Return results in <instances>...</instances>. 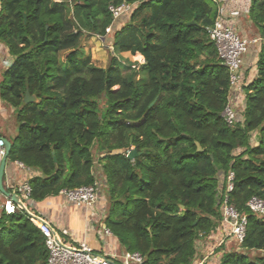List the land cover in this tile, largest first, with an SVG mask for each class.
I'll list each match as a JSON object with an SVG mask.
<instances>
[{"label":"trees","instance_id":"1","mask_svg":"<svg viewBox=\"0 0 264 264\" xmlns=\"http://www.w3.org/2000/svg\"><path fill=\"white\" fill-rule=\"evenodd\" d=\"M244 2L236 33L259 50L245 107L229 126L223 111L235 91L208 39L212 0H0V45L12 58L0 103L16 126L8 162L39 174L29 180L31 201L95 185L98 161L105 224L121 247L141 264H192L196 243L223 228L233 172L226 195L246 234L241 245L231 240L237 249L216 248L214 264H264V217L246 207L264 201V0ZM122 4L131 10L113 19L108 8ZM92 36L111 40L105 68L81 49ZM125 53L144 60L138 71L117 60ZM26 90L38 103H23ZM23 207L0 213V264H47Z\"/></svg>","mask_w":264,"mask_h":264},{"label":"crops","instance_id":"2","mask_svg":"<svg viewBox=\"0 0 264 264\" xmlns=\"http://www.w3.org/2000/svg\"><path fill=\"white\" fill-rule=\"evenodd\" d=\"M222 2L228 12L239 13V16L230 23L234 25L235 31L238 30V32H240L244 22L242 19H239L243 16L241 13L244 12V0H222ZM256 44H251L243 57L239 75L240 79L238 82L240 89H234L235 92L230 99V104L233 105L231 108L233 110H237L238 108L244 109L245 107V97L242 88L243 85L249 83L256 74V62L259 50V46ZM135 57H137V55H135ZM141 61L144 63L143 59ZM11 62L12 58L10 63ZM7 111L9 116H7ZM12 113L13 109L7 110V108L0 103V124L7 129L11 139L15 135V132L12 133V131L8 129V122L11 121L10 114ZM9 141L11 140L9 139ZM96 164L97 162L95 165ZM21 165L20 163H14L9 166L7 159L3 186L7 192L16 195V201L23 206L27 202L15 189L24 183H29L32 177L39 174L35 171L25 169L23 165L22 167ZM97 167H99L98 164ZM94 170L97 172L96 166ZM104 190L105 188L103 189L104 196L99 197L96 204L91 207L68 202L60 194L49 196L39 202L29 201V210L26 216H31L32 219L43 221L48 224L61 243L68 248L77 249L81 243H86L94 254L104 256L116 264H135L125 260L127 254L133 253L125 251L106 227L105 220L108 216V208L105 199L106 192ZM6 200L10 199L0 194V213L3 211V205ZM18 203L15 204L19 205ZM108 232L109 234H107ZM227 233V228H219L218 232H215V235L198 241L196 243V259L192 264H214L216 262L214 252L216 248L219 247L220 242L225 240L228 236ZM228 247L229 245L225 246V249H228Z\"/></svg>","mask_w":264,"mask_h":264},{"label":"built area","instance_id":"3","mask_svg":"<svg viewBox=\"0 0 264 264\" xmlns=\"http://www.w3.org/2000/svg\"><path fill=\"white\" fill-rule=\"evenodd\" d=\"M212 1L217 6V14L213 26L207 29L208 39L216 49L218 59L229 72L230 84L234 89L239 90L238 82L240 79L239 72L241 70L242 60L247 52L248 46L254 44L255 41L248 42L242 39L236 33L233 27L234 25L230 23L239 16L238 12H228L222 0ZM131 8L130 5L122 4L118 7L110 6L108 10L113 16V19H117L130 11ZM111 50H113L112 47ZM134 68L135 67L132 69ZM223 118L229 126L235 123L236 113L230 105L225 107ZM5 156L6 150L4 141L0 137V163ZM233 187L234 174L233 172H229L226 177V192L221 202L222 226L228 230L226 239L234 241L237 245H241L246 234L247 220L246 217L241 216L233 206L228 204L226 194L230 193ZM15 190L17 193L21 194L26 202L31 201V188L29 183H24ZM59 194L68 202L81 204L86 207L95 205L99 196L96 185L84 186L71 190H61ZM246 207L255 216L264 217V201L260 198L256 196L252 197L246 204ZM24 210L25 208L23 206L20 204L16 205L11 200H6L3 205V211L6 215H13L21 211L24 212ZM27 218L44 239L47 251V264H116L104 256L94 254L86 243H81L77 249L66 247L61 243L48 224L43 221L32 219L31 216H27ZM107 234H109V232ZM125 260L135 264L142 263V257L138 253L127 254Z\"/></svg>","mask_w":264,"mask_h":264},{"label":"rangeland","instance_id":"4","mask_svg":"<svg viewBox=\"0 0 264 264\" xmlns=\"http://www.w3.org/2000/svg\"><path fill=\"white\" fill-rule=\"evenodd\" d=\"M158 5L160 6L161 4H158ZM110 41H111L110 39L107 41L106 39L101 38V37H97V36L87 37L86 40L81 43V49L83 50V52L90 55L92 65L99 67V68H105L108 65L109 55H113V52L111 50V46L109 45ZM117 60L123 66L128 65L129 63L133 64V67H135L134 68L135 71H138L140 69V66L143 64L142 61L137 60L135 56H132V57H131V55L129 56L128 53L121 54V55L117 56ZM10 61H11V57L8 55V53L4 49V47L2 45H0V75H1V72L10 65ZM7 110H10V109H7ZM7 116H9L8 111H7ZM10 118H11V121L8 122V124H9L8 129L10 131H12V133H14L16 131V126H15V118H14L13 113L10 114ZM0 137L7 139V140L11 139V136L8 134L7 129L5 127H3L2 124H0ZM97 153H98L97 150H94L93 154H94V157L96 160L99 159V156L97 155ZM96 162H98V161H96ZM97 164L95 165L97 168V172H95V170H94V174L96 176V184L95 185L98 189V194H99L98 199H99V197L104 196L103 189L105 188L106 185H105V179L102 176L100 166L97 167ZM219 180H220L219 186H221V182H222V176L221 175H220ZM105 199H106V197H105ZM223 242H224V244H228V245L232 246L233 249L238 248L231 243L232 242L231 240L226 239V238H225V240L220 242L219 246H221L223 244ZM216 261H218V258H216Z\"/></svg>","mask_w":264,"mask_h":264},{"label":"water","instance_id":"5","mask_svg":"<svg viewBox=\"0 0 264 264\" xmlns=\"http://www.w3.org/2000/svg\"><path fill=\"white\" fill-rule=\"evenodd\" d=\"M25 19L26 18L24 17V20ZM23 103L25 105H30L33 103H38V100L34 95H30L28 90H26L24 98H23ZM2 139H3L4 145H5L6 156L4 157L2 162L0 163V194H2L6 198H9L13 203L17 204L18 202L16 201V199H17L16 195L10 194L9 192H7L3 186V177H4V173H5L4 171H5L8 156L11 152L12 144L9 140L4 139V138H2ZM136 156H137L136 151L132 150V151L128 152L127 159L130 161H133L136 158ZM180 208L183 209L182 206Z\"/></svg>","mask_w":264,"mask_h":264}]
</instances>
